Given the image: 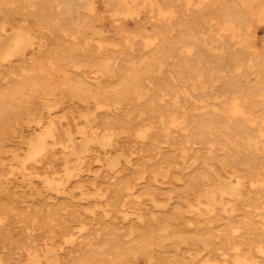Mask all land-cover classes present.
Returning a JSON list of instances; mask_svg holds the SVG:
<instances>
[{
	"label": "rangeland",
	"instance_id": "374dc122",
	"mask_svg": "<svg viewBox=\"0 0 264 264\" xmlns=\"http://www.w3.org/2000/svg\"><path fill=\"white\" fill-rule=\"evenodd\" d=\"M11 1L14 6L11 5ZM15 1L3 0L4 3L0 1V11L3 8V14L0 13L1 26L10 22L7 25L10 30L7 27L4 28L6 31H3V27L0 26V35L2 36L6 32L3 37L0 36V62L3 60L0 64V77H2V80L0 79V95L1 93L5 94L0 96V101L9 103L11 99L7 95L12 94V97H9L13 98V101L16 100L15 98H17L16 101H21L23 103L20 102L21 109L23 106L24 109L21 110L20 105H16L17 107L14 109L13 101L9 103L11 105L7 104L8 107L4 102H0L5 105H0L2 106L0 110L11 109L10 106L13 103L14 106L11 110L18 114L16 115L14 111H0V162L2 155L4 156L2 148L8 151H22L24 145L21 141L23 139L28 138L29 140L37 134H47L46 131L51 133L52 130H55L57 123L60 124V126L57 124L58 130L56 129L59 134L55 130L58 137H61L62 129H69L71 132L73 131L72 135L76 137L80 146L77 144V148L73 147V143L64 140L65 143L62 142L64 146L61 143L60 146L56 145V149L55 146L51 147L52 149L47 153L48 156L45 154L42 161H39L41 166L39 162L36 164L35 170H37L33 169L31 176H24L17 171L14 173L15 175L13 173L4 174L6 177L2 174L3 178H0V234L2 233L0 235V264H3L2 262L8 264L7 257L11 254L10 257L13 258H8L12 261L10 264H32V262L33 264H264V153L249 152L244 138L233 133L230 134L231 131L224 128L227 127L225 120L228 117L225 115L228 111L223 112V109L230 106L233 100H237L240 104L248 103L250 100H246L245 96L250 89L255 92L252 96L249 95L251 97L250 104L256 102L258 106L263 105L261 107H264V0H127L128 3L126 0H27L28 4H25V0L14 3ZM29 4L30 11L26 8ZM6 5L10 10L6 8ZM12 6L15 10L12 9ZM42 9L45 12H42ZM246 9L249 11L247 12ZM38 10H41V13ZM23 11L30 13L27 14ZM227 11H230L231 14ZM245 11L247 13L243 14ZM232 12L234 15L240 12L243 16L248 17L242 24L234 21L233 16H227L233 21L226 19L225 15L227 13L233 15ZM6 14L7 17H5ZM222 14L225 18L221 16ZM21 18L24 21H21ZM43 18H45L44 21ZM19 19L20 22L17 23ZM225 20L229 22L226 23ZM231 21L233 23H230ZM11 22L14 23V26ZM35 22L40 24L39 28H36ZM19 27L22 31L18 30ZM30 27L34 31L30 30ZM35 32L36 34H33ZM27 33L29 34L27 35ZM30 43L31 45H29ZM30 46H32L31 49ZM38 49H42V51L39 52ZM29 50L31 52H28ZM36 52L39 53L37 54L39 56L34 54ZM25 54H27V61ZM28 55L33 56L29 57ZM8 56L14 59L7 58L9 60L7 61L6 57ZM34 57L36 59H32ZM16 58L17 60H15ZM4 60L7 62L4 63ZM40 60L44 62L41 63ZM18 61L20 65H18ZM22 62L26 63L24 68V63L21 65ZM29 66L36 69L33 75L32 69H30L31 75L30 71L27 72ZM19 67L24 70L27 68V70H23L25 75ZM8 68L11 71L12 68L15 69L17 73L13 70L14 72L11 74ZM1 69L7 78L2 76ZM13 74L15 75L13 76ZM17 74L24 76L20 77ZM35 75L39 78L37 81L39 88H35L37 87L35 86L33 89L31 86V90L29 86H26L27 89L23 88V93H19L23 94L21 98L20 96L13 97L17 94L7 93L11 92L14 83H16L15 80L18 83H23V80L30 76L36 77ZM134 75H141L142 78L129 84ZM24 77L26 78L24 79ZM41 77L42 80H40ZM2 81L6 83L3 85ZM39 81L40 83L47 81L41 84L44 85L43 87L47 86L43 92H51V88L54 92H44L46 94L43 93L42 97V91H37V89L41 90ZM10 83L12 88L9 86ZM1 85L6 89H2ZM128 89L132 91L129 94L130 98L122 99L121 94ZM34 90L38 94H34ZM100 93L104 97H110L108 98L110 104L117 106L119 104L120 107L114 109V112H108L107 115L97 108L94 110L95 105L98 104L95 96ZM40 94L41 96H39ZM37 95L42 99L40 100ZM4 96L7 99L4 100ZM249 96L246 97L249 98ZM256 103L252 104V109L253 107L258 108L259 111L253 110L254 113L257 111L260 114L264 108L260 107L261 109H259L255 105ZM41 104H45L44 107L48 104L54 107L50 106L51 109L48 105V109L43 107V111L40 107ZM55 105L58 107L55 108ZM145 105L152 111L151 115L148 114L149 110L144 108ZM163 105H186L193 111L194 117L197 114L195 118L200 121L197 123L196 120L197 124L195 123V126L192 124V127L190 123V126L187 127L188 131L183 129L187 131L186 134L179 127H171L173 129L171 135L164 136L165 140L163 141L164 138L161 137L163 135L160 133L162 130L160 128L163 126L161 127L159 123H161V113L164 111L160 109L171 108V106L164 108ZM131 106L134 108L135 111L131 109L134 112L130 110ZM138 106L143 107L142 110ZM221 106L222 110L219 109ZM193 107L194 109L198 107V112ZM25 108L26 111L34 109L36 112L39 110L37 111L39 115L37 112L36 114L32 112V115L29 112L27 115L25 112L26 116L23 112ZM29 108L31 109L29 110ZM92 109L93 114L96 112L97 115H87L90 113L89 111L92 112ZM145 109L147 113L143 114ZM153 109H157L156 112L160 111L155 117L157 121L154 117L151 118L152 114H156ZM50 110L52 112L48 114L47 111ZM59 110L64 114H60ZM67 111L72 114L70 116L74 117V120L70 119ZM86 111L88 112L86 113ZM1 112L11 113L10 115L6 113L7 115H4L6 117H3ZM78 112H82L81 114L84 116ZM51 113L56 115H51ZM98 113L100 116L105 115L104 117L108 121L105 118L106 121H102L103 115L100 117ZM133 113L138 114L135 115L137 119L134 118L135 121L137 120L136 122L132 118V116L134 117ZM11 114H14L13 117H10ZM45 114L50 115L46 117L49 120L51 118V125L49 124L51 122L45 118ZM108 114L111 119L113 116L118 118V121L114 117L110 121ZM19 116H21V120L16 121ZM28 116H30L28 118L30 121L27 120ZM140 116H142L141 119ZM37 117L38 119H36ZM144 117L150 118L149 121L152 119L153 123L149 124L148 121L144 123L146 120ZM2 118L3 120L7 118L10 121L9 124L7 119L3 121ZM66 118H68L67 121H65ZM131 118L132 121H130ZM32 119L37 124H32L34 123ZM39 119L41 122H38ZM45 119L47 125L43 123L46 122ZM19 121L21 124H17ZM114 121L117 122L114 123ZM119 121L123 124L128 123V127L131 126L130 129L127 124L122 125ZM104 122L105 126L102 125ZM132 122H135L134 125L137 123L136 130L140 131L134 130L136 127H132ZM138 122L144 123L145 125L140 123L143 126H148L147 129L139 125ZM146 122L149 125H146ZM200 122H207L208 125H206H211L209 127L212 129L205 128L204 123ZM219 122L225 126L223 124L221 126ZM192 123L194 122L192 121ZM199 123L202 124V127L205 126L203 128L207 130V135L206 130L205 134L201 132L203 128ZM38 124L39 126H37ZM97 124L100 129H97ZM48 125L53 127L51 131ZM111 125H114L113 128ZM157 125L160 127L156 128ZM196 125L202 129L196 128ZM44 126L46 131L45 128H41ZM92 127L96 129L94 130ZM124 127L128 128L127 132L129 130L130 134L125 132ZM139 127L143 129H139ZM150 127H154V129L152 130ZM220 127L223 128H221L222 131L228 130L230 139H228L226 131L223 132L226 135H223ZM132 128H134V132L131 131ZM174 128H176V132ZM191 128L192 130L196 129L194 132L198 131L201 136L198 132V134H194ZM158 129L160 132L157 134ZM210 129L211 132H209ZM216 129H219L222 134H217L216 131L215 133ZM106 130L107 132L109 130L108 134L110 135L114 133L113 138L108 134L98 136L100 132L106 134ZM144 131L149 135L148 133L142 135ZM131 132L134 136H130ZM153 134H155L154 137L159 136L157 138L160 141L157 138L156 141ZM144 135H148L150 138ZM214 136L219 139L216 140ZM211 137H214L215 140ZM173 138H177L178 142L183 141L181 144L176 143L177 139ZM20 139L22 140L20 141ZM96 139L98 140L95 143ZM206 141L208 142L206 143ZM98 144L102 146L101 150L95 147ZM177 144L180 146L185 144L186 149ZM85 145L89 147L87 148ZM91 145H93L94 152ZM7 146L9 147L7 148ZM188 146L190 148H187ZM259 146H261L260 143ZM177 147L182 148H179L180 153ZM191 147L196 148L192 150L193 152L195 150L194 153L188 150ZM89 148L92 149L91 152ZM117 149L121 150L117 151ZM55 151L57 156H55ZM51 153H53L55 161L59 159L58 162L62 160L64 164L62 161L58 164L54 163L56 165L52 168L54 170L47 171L49 170L47 162L51 159ZM84 153H88L85 161ZM114 153L117 154L114 155ZM184 155L187 158H183ZM75 157L82 160L75 159ZM68 158H72L69 159L70 163H67L69 162ZM105 158L110 159L105 163ZM96 160H100V163ZM75 162L77 163L75 164ZM170 163L175 164L171 165ZM105 164L107 165L105 166ZM168 164L170 168H167ZM60 165L67 171H63ZM37 166L41 168L39 169ZM109 167L111 170L108 169ZM75 168L78 169L74 171ZM35 172H38L37 174L40 172V175H33ZM57 172L59 173L57 174ZM52 173H56L57 177L55 174L51 175ZM43 174L45 176L49 174V177L45 178ZM67 174H69V179ZM2 175L0 176L2 177ZM156 175L157 177H155ZM21 176H23V183L20 181ZM32 176L37 177L34 179ZM58 176H61V181ZM51 177L55 180L58 179L57 182L51 181ZM27 178L35 182L36 186L40 183L39 186L43 187L35 186L32 189ZM121 178L123 180L125 178L126 180L123 182L127 181L131 185L126 182L127 186L125 184L123 188ZM43 180L45 183L41 182ZM59 181L61 188L58 184ZM46 182L47 188H45ZM239 182H242L241 186ZM48 184H53L57 190L53 189V185ZM62 186H66V190ZM63 192L67 195H63ZM115 196L117 197L114 198ZM132 196L133 198H131ZM107 197H113L109 203H106L109 201ZM113 199L117 202L113 201L111 204ZM7 236L10 237L7 238ZM2 238L3 241H1ZM4 241L9 244L4 246ZM16 242L17 244H14ZM31 242L33 246H31ZM9 245L10 247H8ZM12 245L15 248L13 249L15 253L10 249ZM5 247L9 250L7 251ZM24 247L30 251L26 248L24 250ZM29 247H34L35 253L40 257H37L38 255L34 252L32 253ZM20 249L24 250L25 254ZM26 253L30 259L29 256L26 257ZM4 254L9 255L5 256ZM22 254L25 256L22 257ZM14 259L19 263H16Z\"/></svg>",
	"mask_w": 264,
	"mask_h": 264
},
{
	"label": "bare ground",
	"instance_id": "6f19581e",
	"mask_svg": "<svg viewBox=\"0 0 264 264\" xmlns=\"http://www.w3.org/2000/svg\"><path fill=\"white\" fill-rule=\"evenodd\" d=\"M0 1L3 2V0H0ZM14 1H15V0H14ZM17 1H20V0H16L14 3H17ZM26 1H27V0H25V4H28V2H26ZM28 1H29V0H28ZM123 1H124V0H123ZM126 1H127V0H126ZM23 2H24V1H23ZM3 3H4V2H3ZM8 3H9V2H8ZM12 3H13V2L11 1V5L14 6V4H12ZM21 3H22V2H21ZM21 3H19V4L21 5ZM125 3H126V2H125ZM127 3H128V1H127ZM129 3H130V1H129ZM22 4H24V3H22ZM0 5H1V3H0ZM11 5H9V6L11 7ZM17 5H18V4H17ZM3 6H4V5H3ZM13 6H12V9H13ZM29 6H30V4H29L27 7H26V6H25V7L28 9ZM4 7H5V6H4ZM7 7H8V5H6V8H7ZM23 7H24V6H23ZM23 7H22V8H23ZM1 8H2V7H1ZM45 8H46V7H45ZM7 9H8V8H7ZM27 9H26V11H27ZM39 9H40V7H39ZM0 10H1V9H0ZM8 10H10V9H8ZM13 10H15V9H13ZM21 10H22V9H21ZM24 10H25V8H24ZM28 10L30 11V9H28ZM31 10H32V9H31ZM46 10H48V9L46 8ZM4 11H5V8H4ZM38 11H39V10H38ZM40 11H41V10H40ZM40 11H39V12H40ZM43 11L45 12L44 9H42V12H43ZM246 11L248 12L249 10L246 9ZM246 11H245L244 13H243V12H242V13L245 14V13H247ZM1 12H2V14H3V8H2V11H0V13H1ZM6 12H8V11H6ZM11 12H13V11H11ZM17 12L19 13V11H17ZM17 12H15V13L17 14ZM21 12H22V11H21ZM23 12H24V11H23ZM31 12H32V11H31ZM39 12H38V13H39ZM48 12H50V11L48 10ZM160 12H161V11H160ZM160 12H159V14H160ZM223 12L226 13V11H223ZM227 12H228V11H227ZM229 12H230V11H229ZM229 12H228V13H229ZM24 13L29 14L30 12H24ZM40 13H41V12H40ZM40 13H39V14H40ZM212 13H213V12H212ZM224 13H223V14H224ZM228 13H227V15L224 14V15L226 16V19H227V18H228V20L230 19V18L227 17V16H233V17H232L233 20L236 21V22H239V23H241V24L244 23V22L246 21L247 17H248V16H245V15H244V16H245V17H244L243 14H240V12H239L240 15H239V14H236V13H235L236 15H234L233 12H232L233 15H230L231 12H230V14H228ZM237 13H238V12H237ZM34 14L36 15V13H34ZM47 14H48V13H47ZM49 14H50V13H49ZM162 14H163V13H162ZM164 14H166V13H164ZM223 14H222L221 16H223ZM4 15H5V14H4ZM9 15H10V13H9ZM18 15H20V13H19ZM24 15H25V14H24ZM24 15H23V16H24ZM40 15H41V14H40ZM42 15H43V13H42ZM166 15H167V14H166ZM166 15H165V16H166ZM15 16H16V15H15ZM26 16H27V15H26ZM30 16H31V15H30ZM43 16H44V15H43ZM50 16H51V15H50ZM50 16H49V17H50ZM5 17H7V14H6ZM5 17H4V18H5ZM9 17L11 18V15H10ZM9 17H8V18H9ZM31 17H33V16H31ZM63 17H64V16H63ZM223 17H224V16H223ZM4 18H3V19H4ZM8 18H7V19H8ZM10 18H9V19H10ZM33 18H34V17H33ZM40 18H41V17H40ZM40 18H39V19H40ZM46 18H47V17H46ZM64 18H65V17H64ZM224 18H225V17H224ZM232 18H231L230 20H232ZM3 19H2V20H3ZM5 19H6V18H5ZM30 19H31V18H30ZM36 19H37V18H36ZM44 19H45V18H43V21H44ZM10 20H11V19H10ZM17 20H18V19H17ZM65 20H67V19H65ZM233 20H232V21H233ZM13 21H14V20H13ZM21 21H24V20H22V18H21ZM25 21H26V20H25ZM37 21H39V20H37ZM43 21H42V22H43ZM71 21H72V20H71ZM225 21H226V23L229 22V21H227V20H225ZM232 21H231L230 23H233ZM3 22H4V21H3ZM18 22H20V19H19V21H17V23H18ZM1 23H2V22H1ZM1 23H0V26H1ZM9 23H10V22H9ZM9 23H7V25H8ZM25 23H26V22H25ZM31 23H33V22L31 21ZM35 23H36V22H35ZM40 23H41V22H40ZM4 24H6V23L4 22ZM11 24H12V26H14V25H13V24H14L13 22H11ZM36 24H37V23H36ZM36 24H35L36 28H37V27L39 28V25H40V24H39V23H38L37 25H36ZM41 24H42V23H41ZM7 25H5V26L2 25L1 27H3V29H4V28L6 29L7 27H9V26H7ZM23 25H24V24H23ZM28 25H29V24H28ZM19 26H20V25H19ZM29 26H30V25H29ZM35 26H34V29H35ZM51 26H52V25H51ZM31 27H32V26H31ZM31 27H30V30H32ZM40 27L42 28V26H40ZM43 27H44V26H43ZM57 27H58V26H57ZM57 27H56V28H57ZM232 27H233V26H232ZM11 28H12V27H11ZM3 29H2V30H3ZM5 29H4L3 31H6ZM34 29H33L32 31H34ZM218 29H219V28H218ZM234 29H235V27H234ZM9 30H10V27H9ZM16 30H17V28H16ZM18 30H20V27L18 28ZM57 30H58V29H57ZM225 30H226V29H225ZM0 31H1V29H0ZM12 31H13V30H12ZM20 31H22V30H20ZM20 31H19V32H20ZM17 32H18V31H17ZM30 32H31V31H30ZM1 33H2V32H1ZM4 33H6V32H4ZM4 33L2 34V36H1V35H0V36L3 37V36H4ZM14 33H15V31H14ZM21 33H24V32H21ZM31 33H32V32H31ZM31 33H30V35H31ZM11 34H13V33H11ZM28 34H29V33H27V35H28ZM33 34H36V32L33 33ZM33 34H32V36H35V35H33ZM20 35H21V34H20ZM25 36H26V35H25ZM27 38H28V37H27ZM35 38H36V37H35ZM0 39H1V38H0ZM28 40H29V39H28ZM40 41H41V40H40ZM28 42H29V41H28ZM34 42H35V41H34ZM32 44H33V43H32ZM34 44H35V43H34ZM34 44H33V45H34ZM13 45H14V44H13ZM29 45H31V43H30ZM41 45H42V44H41ZM41 45H40V46H41ZM9 47H10V46H9ZM33 47H34V46H33ZM22 48H24V47H22ZM31 48H32V46H30V49H31ZM40 48H41V47H40ZM40 48H39V49H40ZM42 48H43V47H42ZM248 48H249V47H248ZM250 48H251V47H250ZM34 49H35V48H34ZM34 49H32V50H34ZM39 49H38L39 52L42 51V49H41V50H39ZM43 49H44V48H43ZM26 52H27V50H26ZM28 52H31V50H29ZM34 52H35V51H34ZM22 53H23V51L21 52V54H22ZM42 53H43V52H42ZM48 53H49V52H48ZM21 54H20V55H21ZM29 54H31V53H29ZM34 54L37 55V54H39V53L36 52V53H34ZM34 54H33V55H34ZM45 54H46V53H45ZM26 55H27V54H25L24 56H25V58H26L25 60L27 61L28 58L26 57ZM33 55H30V56H33ZM43 55H44V54H43ZM49 55H50V53H49ZM24 56H23V58H24ZM28 56H29V55H28ZM30 56H29V57H30ZM37 56H39V55H37ZM17 57H18V56H17ZM35 57H36V56H35ZM35 57L32 58V59H36V58H37V57H36V58H35ZM7 58L11 59L12 57L10 58V57L8 56V57H6V60H7ZM23 58H22V59H23ZM12 59H14V58H12ZM19 59H21L20 56H19ZM38 59H39V58H38ZM41 59H42V56H41ZM43 59H44V56H43ZM48 59H49V58H48ZM0 60H1V59H0ZM15 60H17V58H16ZM46 60H47V59H46ZM49 60H50V59H49ZM7 61H9V60H7ZM7 61L4 60V63L7 62ZM23 61H24V59H23ZM36 61H37V60H36ZM38 61H39V60H38ZM1 62H3V60H2ZM1 62H0V64H1ZM18 62H19V61H18ZM29 62H30V61H29ZM32 62H33V61H32ZM40 62H41V60H40ZM43 62H44V61H43ZM43 62H41V63H43ZM14 63H15V61H14ZM23 63H24V62H22L21 65H22ZM6 64H7V63H6ZM6 64H5V65H6ZM16 64H17V63H16ZM25 64H26V63H24L23 68L25 67ZM29 64H30V63H29ZM31 64H32V63H31ZM33 64H34V62H33ZM3 65H4V64H3ZM7 65H8V64H7ZM18 65H20V62H19ZM35 65H36V64H35ZM9 66L12 67L13 65H12V66L9 65ZM32 66H33V65H32ZM39 66H40V65H39ZM0 67H1V66H0ZM5 67L7 68L8 66H5ZM21 67H22V66H21ZM41 67H42V66H41ZM2 68H3V67H2ZM16 68H17V66H16ZM19 68H20V67H19ZM19 68H18V70L22 69V68H20V69H19ZM3 69H4V68H3ZM3 69H1V72H2ZM28 69H29V70H28L27 72L30 71L29 73H30V75H31V72H32V71H31L30 69H32V68L29 66ZM37 69H38V68H37ZM39 69H40V67H39ZM39 69H38V70H39ZM8 70L11 71L10 68H8ZM13 70L16 71L15 69L12 68V71H11V72L9 71V72L12 74V73L14 72ZM23 70H24V69H22V70H20V71L22 72ZM25 70H27V68H26ZM25 70H24V71H25ZM32 70H33V72H32V75H33V73L36 72V71H34V70H36V69H34V67H33ZM24 71L22 72L23 74H24ZM39 72H40V71H39ZM5 73H6V72H5ZM15 73H17V71H16ZM2 74H3V72H2ZM6 74H7V73H6ZM35 74H36V73H35ZM41 74H42V73H41ZM41 74H40V75H41ZM69 74H70V73H69ZM7 75H8V74H7ZM14 75H15V74H13V76H14ZM17 75H19V74H17ZM24 75H25V74H24ZM24 75H21V74H20L19 76L22 77V76H24ZM27 75H28V74H27ZM38 75H39V74H38ZM113 75H114V74H113ZM0 76H1V73H0ZM2 76H6V75L3 74ZM35 76H36L37 78H36V77H31V76H30V77H28L26 80H23L22 78L19 77L20 79H22V80L24 81L23 83H18L17 80H15L16 83H14V81H12V82L14 83V87L12 88V86H11V85H12V84H11L12 82H11L10 85H9V86H11V88H12V89H11V92H7V93H13L14 95L17 94L18 96L15 95V96H13V97L15 98V97H19V96H20V98H21L23 94L21 95V94H19V93H23V88H24V89H27L26 86H29L30 88H31V86H33L32 88L34 89V87L38 85L37 81L39 80V78H38L37 75H35ZM41 76H43V75H41ZM61 76H62V75H61ZM63 76L65 77V74H64ZM114 76L117 77V75H114ZM8 77H9V76H8ZM16 77H17V76H16ZM39 77H40V76H39ZM116 77H115V78H116ZM1 78H2V77H0V79H1ZM6 78H7V76H6ZM6 78H4V79H6ZM10 78H12V77L10 76ZM17 78H18V77H17ZM19 78H18V79H19ZM25 78H26V77H24V79H25ZM33 78H34V79H33ZM43 78H44V77H43ZM132 78H133V79H132V81H131L129 84H132V82L134 83L135 80H140V79L142 78V76H141V75H134ZM12 79H13V78H12ZM35 79H37V80L34 81ZM1 80H2V79H1ZM1 80H0V81H1ZM13 80H14V79H13ZM22 80H21V81H22ZM40 80H42V77L40 78ZM43 80H44V79H43ZM3 81H4V80H3ZM3 81H2L3 85H4V83L8 82L7 80H6V82H3ZM9 81H10V80H9ZM44 82H47V81H44ZM44 82L42 81V82L40 83V81H39V83H40L39 85H41V84L44 83ZM55 82H56V81H55ZM61 82H62V79H61ZM2 83H1V84H2ZM8 83H9V82H8ZM48 83H49V82H48ZM232 83H234V82L232 81ZM49 84H51V83H49ZM125 84H127V83H125ZM3 85H1V86H2V89H6V87L3 88V87H4ZM6 85H7V84H6ZM231 85H232V84H231ZM43 86H44V85H41V86H40V87H41V88H40L41 90H38V89H37V91H40V92L42 91V97H43L44 94H46V93H51V92L53 91V88L50 87V88L52 89V91L49 90V89L47 88V89H48L49 91H51V92H46V91H44V92H46V93H44L43 90H46V87H47V86H46V85H45L46 87H43ZM49 86H51V85H49ZM49 86H48V87H49ZM63 86H66V84H65V85L63 84ZM7 87H8V86H7ZM42 87H43V88H42ZM32 88H31V90H32ZM35 88H39V86H37V87H35ZM250 88H251V87H250ZM250 88H249V89H250ZM91 89H92V88H91ZM249 89H247V90H249ZM8 90H9V88H8ZM48 90H47V91H48ZM80 90H81V89H80ZM87 90H88V89H87ZM4 91H5V90H4ZM4 91H3V92H4ZM34 91H35L34 94L37 93L36 90H34ZM40 92H39V93H40ZM53 92H54V91H53ZM53 92H52V93H53ZM73 92H75V91H73ZM89 92H90V90H89ZM98 92H99V91H98ZM131 92H132V91H131L130 89L125 90V92H123V93L121 94V98H122V99H129V98H130V97H129V94H130ZM246 92H247V91H246ZM252 92H254V90H253V89H250V90L248 91V94H247L246 96H249V95L252 96V94H255V92H254V93H252ZM27 93H28V92H27ZM43 93H44V94H43ZM37 94H38V93H37ZM110 94H111V93H110ZM1 95L3 96V95H5V94H2V93H1ZM1 95H0V96H1ZM6 95H7V94H6ZM94 95H95V93H94ZM94 95H93V96H94ZM7 96H8L9 99H11L10 102H9V103H11V101H13V98H10L9 96L12 97V94L7 95ZM37 96H38V95H37ZM39 96H41V94H40ZM39 96H38V98L41 100L42 98L39 97ZM48 96H49V95H48ZM246 96H245V98H247L246 100H250V101H251V99H250L251 97L249 96V98H248V97H246ZM254 96H255V95H254ZM254 96H253V97H254ZM95 97H96V100L98 101V104L95 105L94 110L97 108V110H100L101 112L106 113V115H107L108 112H112V111L114 112V109H117L118 106H119V104H118V106H117L116 104H112V103L110 104V103L108 102V100H109L108 98H110V97H104L103 95H101V93H100V94H97ZM139 97H140V96H139ZM0 98H1V97H0ZM47 98H48V97H47ZM49 98H50V97H49ZM3 99L5 100V99H7V98H5V96H4ZM3 99H1V100H3ZM15 99L17 100V98H15ZM43 99H44V98H43ZM141 99H142V98H141ZM254 99H255V97H254ZM16 100L13 101V103H15V106H14L13 103H12V106H10L11 109H13V106L15 107L14 109H16V107H17L16 105H18V106L20 105V102H21V101H16ZM20 100H22V99H20ZM47 100H48V99H47ZM50 100H51V98H50ZM244 100H245V99H244ZM246 100H245V101H246ZM252 100H253V98H252ZM6 101H8V100H6ZM45 101H46V99H45ZM250 101H249V102L247 101L248 103L245 102L246 104H240L237 100H236V101L233 100V103H231L230 106L227 104V105L229 106V107L227 106V107H228V110L226 109L227 107L225 106V107H226V108H225L226 110L223 109V112H224V111H228V112L226 113V115H225V116H227L228 118L225 120L226 123L222 121L223 123L226 124L227 127H224L225 124H223V123H222V124L224 125V126H223L224 128H227L228 130L231 131V132H229L230 134L233 133L234 135H239V136H241L242 138H244V139L246 140V143H247V147H246V148L249 150V152H257V153L262 152V153H264V111H262V113L258 114V113H259V112H257V111H259V110H257L258 108L256 109V107H255V108L253 107V109L257 110V111L255 112V113H256V114H255V113H254V110L252 109V104H254V103H256V102H254V103L252 102V104H250ZM254 101H255V100H254ZM0 102H2V101H0ZM3 102H4V101H3ZM3 102H2V103H3ZM16 102H17V103H16ZM18 102H19V104H18ZM23 102H24V101H23ZM9 103H8V102H7V103L4 102V104H6V106H7V104H9ZM21 104H23V103L21 102ZM25 104H26V103H25ZM0 105H2V104H0ZM9 105H11V104H9ZM41 105H42V106H40V107H42V109H43V107L45 106V104H41ZM43 105H44V106H43ZM48 105H49V108L54 107V106H51V104H48ZM48 105H46V107H47ZM255 105H256L257 107H259V109L264 108V107H261V106H263V105L258 106V103H256ZM2 106H5V105H2ZM2 106H0V107L2 108ZM28 106H29V105H28ZM33 106H35V105H33ZM33 106H32V107H33ZM50 106H51V107H50ZM152 106H155V105H152ZM152 106H150V107H152ZM163 106H164V105H163ZM163 106H161V107H163ZM165 106L167 107V106H169V105H165ZM165 106H164V108H165ZM170 106H171V108H170V109L168 108L167 110H162V109H160L161 111H164L163 113H161V123H159V125H160L161 127H162V126H163V127L160 128V129H162L161 132H160V129H158L159 131H156V133H157V134H158V132L162 133L163 136H161V137H163V138H164V136H165V137H168V136L171 135V130H173L171 127H179V128L182 129V130H183V129H186V130L188 131L187 127L190 126L189 124L191 123V127H192L193 125L195 126V123H196V120H197L195 117L197 116L196 112H198V109H197L198 107L196 108L197 111H196V112L194 111V113L196 114V116L194 117L193 111L190 110L186 105H185L186 107H185L184 105H174V106H173V105H170ZM170 106H169V107H170ZM189 106H191V105H189ZM223 106H224V105H223ZM7 107H8V106H7ZM30 107H31V106H30ZM35 107H36V106H35ZM40 107H39V109H40ZM46 107H44V108H46ZM56 107H58V106L55 105V108H56ZM119 107H120V106H119ZM122 107H123V106H122ZM138 107H140V106H138ZM138 107H135V108H138ZM148 107H149V106H148ZM155 107H156V106H155ZM155 107H152V108H155ZM158 107H159V106H158ZM204 107H205V106H204ZM260 107H261V108H260ZM1 108H0V109H1ZM3 108H4V107H3ZM19 108L21 109V105H20ZM55 108H54V109H55ZM141 108H143V107H140V110H142ZM144 108H146V105L144 106ZM152 108H150V109L152 110ZM164 108H163V109H164ZM190 108H191V107H190ZM211 108H212V107H211ZM213 108H214V107H213ZM4 109H5V110H4ZM4 109H3V110H0V111H14V110H11V109H8V110H6V108H4ZM20 109H19V110H20ZM23 109H24V106H23V108H22L21 110H23ZM27 109H28V107H27ZM30 109H31V108H29V110H30ZM35 109H36V108H35ZM46 109H48V107H47ZM51 109H52V108H51ZM89 109H91V108H89ZM131 109L134 110V108H132V106H131L130 110H131ZM146 109H148V108H146ZM146 109L144 110L145 113L142 112L143 114H146V113H147ZM158 109H159V108H158ZM193 109H194V107H193ZM196 109H194V110H196ZM219 109L222 110V106H221ZM21 110H20V111H21ZM40 110H41V109H40ZM55 110H56V109H55ZM55 110H54V111H55ZM127 110H128V109H127ZM130 110H129V111H130ZM133 110H131V111H133ZM148 110H149V109H148ZM153 110H154V109H153ZM263 110H264V109H263ZM37 111H39V110H37ZM37 111H36V112H37ZM41 111H42V110H41ZM43 111H44V109H43ZM69 111H72V110H69ZM69 111H67L68 114H69ZM125 111H126V110H125ZM125 111H123V112L125 113ZM134 111H135V110H134ZM134 111H133V112H134ZM149 111H150V110H149ZM149 111H148V114H150V113L152 112V111H150V112H149ZM156 111H157V109H155V110L153 111V112H155L156 114H152L151 118L154 117V119H155V117H156V115L158 114V112L160 113V111H158V112H156ZM14 112H15V111H14ZM14 112H13V113H14ZM18 112H19V111H18ZM23 112H24V113L27 112V115H29V114H28L29 112L31 113V115L33 114L32 112H34V113L36 114V112L34 111V109L31 110V111H26V108H25V111H23ZM47 112H48V114H49V113L52 112V111L50 110V111H47ZM55 112H56V111H55ZM59 112H60V110H59ZM59 112H57V113H59ZM87 112H88V111H86V113H87ZM89 112H90V113H88L87 115L90 114V116H91V114H93L94 111H93V109H92V112H91V111H89ZM137 112H138V109H137ZM1 113H2V116H3V117H6V116H4V115H7L6 113H9L8 115H10L11 112H5V114H4L3 112H1ZM15 113H16V112H15ZM24 113H23V114H24ZM39 113H40V112H39ZM42 113H43V112H42ZM45 113H46V111H45ZM72 113H73V112H72ZM81 113H82V112H81ZM81 113L78 112V114H81ZM95 113H96V112H95ZM95 113L93 114V116H94V115H97V114H95ZM115 113H116V112H115ZM126 113H127V111H126ZM142 113H141V114H142ZM19 114H20V113H19ZM37 114H38V112H37ZM48 114H45V118H47V120H49L48 117L50 116V115H48ZM54 114H55V113H54ZM54 114L51 113V115H54ZM60 114H64V113H62V111H61ZM70 114H71V113H70ZM70 114H69V116H70ZM84 114H85V113H84ZM101 114H102V113H101ZM128 114H129V113H128ZM133 114H134V113H133ZM220 114H221V111H220ZM11 115H12V116H10V117H13L14 114H11ZM16 115H18V114L16 113ZM16 115H15V116H16ZM24 115H26V113H25ZM27 115H26V116H27ZM38 115H39V114H38ZM55 115H56V114H55ZM57 115H58V114H57ZM71 115H72V114H71ZM81 115H83V114H81ZM81 115H80V116H81ZM87 115H86V116H87ZM102 115H103V114H102ZM102 115H101V116H102ZM108 115H109V114H108ZM121 115H122V114H121ZM125 115H126V114H125ZM135 115H138V114L136 113V114H134V117L132 116V118H133L134 121H135L134 118L137 119V117H135ZM150 115H151V114H150ZM154 115H155V116H154ZM22 116H23V115H22ZM46 116H48V117H46ZM60 116H62V115H60ZM60 116H59V117H60ZM65 116L67 117L68 115H65ZM83 116H84V115H83ZM90 116H88V117H90ZM93 116H92V117H93ZM98 116H100L99 113H98ZM101 116H100V117H101ZM104 116H105V115H103V117H101V118L104 119V118H105ZM126 116H127V115H126ZM144 116H145V115H144ZM158 116H159V115H158ZM16 117H17V116H16ZM24 117H25V116H24ZM29 117H30V116L27 117V120H28ZM35 117H36V116H35ZM41 117H42V116H41ZM75 117H76V116H75ZM96 117H97V116H96ZM106 117H108V116H106ZM110 117H111V116L109 115V118H110ZM113 117H114V116H113ZM113 117H112V119H113ZM130 117H131V116H130ZM149 117H150V116H149ZM159 117H160V116H159ZM20 118H21V116H19L18 119L16 118V121L21 120ZM57 118H58V117H57ZM63 118H65V117L63 116ZM81 118H82V116H81ZM84 118L86 119V117H84ZM114 118H115V120L118 121V118H117V119H116V117H114ZM119 118H120V117H119ZM122 118H123V117H122ZM132 118L130 119V121H132ZM141 118H142V116H140V119H141ZM145 118H146V120H144ZM157 118H158V117H157ZM203 118H204V117H203ZM206 118H207V117H206ZM206 118H204V119H206ZM4 119L6 120L7 118H4ZM13 119H15V117L12 118V120H13ZM36 119H38V117H37ZM42 119H43V118H42ZM59 119H60V118H59ZM70 119H73V120H74V117L71 118V116H70ZM82 119H83V118H82ZM90 119H91V118H90ZM103 119H102V121H106V120H107L106 118H105L106 120H105V119L103 120ZM110 119H111V118H110ZM112 119H111L110 121H112ZM144 119H143V120H144V123H145V121H148L149 124H150V122L153 123V122H152V119H151V121H149L150 118L147 119V117H144ZM207 119H209V118H207ZM2 120H3V118H2ZM5 120H3V121H5ZM23 120H24V119H23ZM32 120H33V119H32ZM40 120H41V119H39L38 122H39ZM45 120H46V119H45ZM47 120H46V122H43V123H46V125H47ZM50 120H51V118H50ZM50 120H49V121H50ZM52 120H53V119H52ZM67 120H68V118L65 119V121H67ZM120 120H124V119H120ZM155 120H156V119H155ZM3 121H2V122H3ZM7 121H8V124H9L10 121H9L8 119H7ZM7 121H6V122H7ZM13 121H14V120H13ZM28 121H30V120H28ZM33 121H34V123H32V124H37V123H35V120H33ZM33 121H32V122H33ZM58 121H59V120H58ZM63 121H64V119H63ZM86 121H87V120H86ZM91 121H92V120H91ZM95 121H96V120H95ZM97 121H98V120H97ZM107 121H108V120H107ZM117 121H114V123L117 122ZM124 121H127V120L125 119ZM136 121H137V120H136ZM136 121H135V122H136ZM141 121H142V120H141ZM153 121H154V120H153ZM156 121H157V120H156ZM159 121H160V120H159ZM192 121H193L194 123H192ZM198 121H200V120H197V123H198ZM201 121H202V120H201ZM203 121H204V120H203ZM205 121H207V120H205ZM210 121H211V120H210ZM40 122H41V121H40ZM50 122H51V121H50ZM60 122H61V121H60ZM100 122H101V121H100ZM119 122H120V121H119ZM135 122H134V123L132 122V124H133L132 127H134V126L136 127L135 129L132 128V130H131L132 132H134L133 129L136 130L137 127H138V126H136L137 123H136V125H134ZM142 122H143V121H142ZM142 122H140V123H141V124H144V123H142ZM207 122H209V121H207ZM207 122H205V123H204V122H200V123H204V125H205L206 127H205L204 125H203V127L207 128V127L211 126V125L207 126L208 124H211L210 122L207 124ZM11 123H12V122H11ZM23 123H24V122H23ZM55 123H56V122H55ZM84 123H85V122H84ZM107 123H108V122H107ZM120 123H122V122H120ZM138 123H139V122H138ZM140 123H139V125H141ZM148 123L146 122V125H147ZM156 123H157V122H156ZM197 123H196V124H197ZM200 123H199V124H200ZM219 123L221 124V122H219ZM17 124H21V122L19 121ZM29 124H30V123H29ZM49 124L51 125L52 122L49 123ZM57 124H58V123H57ZM57 124H56V125L53 124V125H55V127H56L55 130L57 129ZM67 124H68V122H67ZM93 124H94V123H93ZM110 124H111V123H110ZM116 124H117V123H116ZM126 124H127V127H128V123H126V122H125V124L122 123V125H126ZM130 124H131V123H130ZM149 124H148V125H149ZM157 124H158V123H157ZM192 124H193V125H192ZM206 124H207V125H206ZM222 124H221V126H222ZM2 125L4 126V124H2ZM13 125H14V124H13ZM40 125H41V124H40ZM42 125H45V124H42ZM50 125H48V126H50ZM58 125L60 126V124H58ZM94 125H95V124H94ZM94 125H93V126H94ZM98 125H99V124H97L96 127H97ZM102 125L105 126V122H104V124H102ZM108 125H109V123H108ZM118 125H119V124H118ZM144 125H145V124H144ZM155 125H156V124H155ZM159 125H157L156 128H159V127H160ZM201 125H202V124H200V126H201ZM215 125H216V124H215ZM7 126H8V125H7ZM11 126H12V125H11ZM11 126H10V127H11ZM31 126H33V125H31ZM37 126H39V124H38ZM37 126H36V127H37ZM48 126H47V129L49 128ZM112 126H114V125H111V127H112ZM141 126H142L143 128H146V129H147V127H148V126H143V125H141ZM141 126H140V127H141ZM158 126H159V127H158ZM200 126H197V125H196V128H197V127H200ZM216 126H219V125H216ZM216 126H213V128H214V127L216 128ZM14 127H15V125H14ZM23 127H24V126H23ZM29 127H30V126H29ZM34 127H35V126H34ZM34 127H33V130H34ZM100 127H101V126H100ZM129 127H131V126H129ZM129 127H128V128H129ZM140 127H139V129H143V128H140ZM154 127H155V126H154ZM154 127H153V128L150 127V129L153 130ZM201 127H202V126H201ZM201 127H200V129L203 128V127H202V128H201ZM16 128H17V127H16ZM18 128H19V127H18ZM31 128H32V127H31ZM41 128H45V126H44V127H41ZM52 128H53V127H52ZM52 128H51V126H50V131H51ZM58 128H60V127H58ZM92 128H94V127H92ZM98 128H99V126L97 127V129H98ZM102 128H103V126H102ZM112 128H113V127H112ZM120 128H121V130H123L122 127H120ZM125 128H126V127H124V129H125ZM128 128H127V129H128ZM205 128H203L204 130L202 129V131H201L199 128H198V129H199L201 132H203V133L205 134V130H206ZM209 128H211V127H209ZM209 128H208V129H209ZM218 128H219V127H218ZM221 128H222V127H220V130L222 131L223 128H222V129H221ZM19 129L21 130V128H19ZM35 129H36V128H35ZM38 129H39V128H38ZM95 129H96V128H94V130H95ZM99 129H100V128H99ZM117 129H118V127H117ZM127 129H125V130H126L125 132H126L127 134H130V133H128L129 130H128V132H127ZM129 129H130V128H129ZM175 129H176V128H174V131H175ZM211 129H212V128H211ZM211 129L209 130V132L212 131ZM227 129H225L224 131H222V133L226 131V134L228 135V133H227L228 130H227ZM33 130H32V131H33ZM36 130H37V129H36ZM55 130H52L51 133H49V131H46V128H45L46 133L48 132L47 134H45V133L43 132V131H44V130H43L42 132L44 133V135H42V134H37L35 137H32V139H29V140H28V138H25V139H23V140L20 139V141L22 140L21 142H22V144L24 145V146L22 147V148L24 149V151H23V149H22L23 152H22V151H17V150H15V151H8V150H5L4 148H2V154H4V156L2 155L1 162H0V168H1V169H0V172L2 171V173H0V175H2V174L4 175V174H8V173H13V174H14V173L17 171V173L20 172V174L22 173L24 176H27V175H30V176H31V174L33 173L32 170H33V169L35 170V166H36V164H37L41 159H43L42 157H43L45 154H47V153L52 149L51 147L54 148V146H55V149H56V145L59 144V146H60V144H61L62 142H64V140L73 143V147L75 146V147L77 148V146L79 145V144H78L79 142H77L76 137H74V136L72 135V132H73V131L71 132L69 129H62V131H61V137L59 138L58 135H57V134H59L58 131H57L58 129L56 130V131H57V134H56V131H55ZM76 130H77V129H76ZM111 130H112V129H111ZM114 130H115V127H114V129H113V132H114ZM121 130H120V131H121ZM152 130H150V131L152 132ZM182 130H181V131H182ZM194 130L196 131V129H194ZM194 130H192V128H191V131H192V132H194ZM220 130H219V129H216V130H214V132L216 131L217 134H222ZM6 131H7V130H6ZM18 131H19V130H18ZM38 131H39V130H38ZM77 131H78V130H77ZM92 131H93V130H92ZM100 131H102V130H100ZM100 131H99V132H100ZM103 131H104V130H103ZM136 131L138 132V131H140V130H136ZM136 131H135V133H136ZM142 131H143V130H142ZM142 131H141V132H142ZM145 131H146V130H145ZM145 131H144V133H142V135L145 134V133H148V132H145ZM187 131H184V130H183V133L186 134ZM7 132H9V130H8ZM12 132H13V131H12ZM15 132H16V131H15ZM79 132H80V131H79ZM82 132H84V131H82ZM96 132H97V131H96ZM108 132H109V130H108ZM108 132H107V130H106V134H105V132H100V135L98 134V136H101V134H103V135L105 136V135L108 134ZM123 132H124V131H123ZM132 132H131V135H130V136L133 135ZM141 132H139V133H141ZM175 132H176V131H175ZM197 132H198V131H197ZM197 132H194V134H195V133H196V134L199 133V132H198V133H197ZM216 132H215V133H216ZM219 132H220V133H219ZM3 133H4V131H3ZM18 133H19V132H18ZM40 133H41V132H40ZM110 133H111V132H110ZM126 133H125V134H126ZM152 133H153V132H152ZM156 133H155V134H156ZM177 133H178V132H177ZM190 133H191V132H190ZM5 134H7V133H5ZM9 134H10V133H9ZM9 134H7V135H9ZM21 134H22V133H21ZM31 134H33V133H31ZM34 134H35V133H34ZM75 134H76V133H75ZM86 134H87V132H86ZM93 134H94V133H93ZM113 134H114V133H112V135H113ZM119 134H120V133H119ZM121 134H122V133H121ZM121 134H120V135H121ZM155 134H153V137H154ZM178 134H179V133H178ZM178 134H177V135H178ZM191 134H193V133H191ZM199 134H200V133H199ZM226 134L223 133L224 136H225ZM17 135H19V134H17ZM23 135H24V134H23ZM79 135H80V134H79ZM79 135H78V136H79ZM88 135H89V134H88ZM88 135H87V136H88ZM94 135H95V134H94ZM94 135H93V136H94ZM103 135H102V136H103ZM112 135L108 134V136H111V137H112ZM148 135H149V133H148ZM148 135H147V136L144 135V136H146L147 138H150V136L148 137ZM172 135H174V134H172ZM177 135H176V136H177ZM206 135H207V130H206ZM234 135H233V136H234ZM3 136H5V135H3ZM13 136H14V135H13ZM21 136H22V135H21ZM75 136H76V135H75ZM78 136H77V137H78ZM116 136H118V135H116ZM128 136H129V135H128ZM133 136H134V135H133ZM176 136H174V137H176ZM200 136H201V134H200ZM202 136H204V135H202ZM209 136H212V135H209ZM220 136H221V135H219V138H221ZM233 136H232V137H233ZM6 137H7V136H6ZM11 137H12V136H11ZM25 137H27V136L25 135ZM29 137H31V136H29ZM63 137H65V138H63ZM94 137H95V136H94ZM135 137H136V135H135ZM139 137H140V136H139ZM139 137H138V138H139ZM141 137L144 138L143 136H141ZM151 137H152V136H151ZM153 137H152V138H153ZM157 137H159V136H157ZM157 137H154V138L156 139ZM172 137H173V136H172ZM214 137H215V136H214ZM214 137H213V138L211 137V139H214ZM227 137H228V139H230L229 135H228ZM236 137H237V136H236ZM80 138H81V137H80ZM80 138H79V139H80ZM89 138H90V137H89ZM91 138H93V137H91ZM96 138H97V137H96ZM112 138H113V137H112ZM142 138H141V139H142ZM202 138H203V137H202ZM205 138H206V137H205ZM205 138H204V140H205ZM215 138H216V137H215ZM219 138L217 137L216 140H218ZM223 138L225 139V137H223ZM237 138H238V137H237ZM4 139H5V138H4ZM7 139H9V138H7ZM79 139H78V140H79ZM106 139H107V138H106ZM114 139H115V138H114ZM157 139H158V138H157ZM157 139H156V141H157ZM169 139H170V138H169ZM173 139H175V138H173ZM176 139H177V138H176ZM176 139H175V140H176ZM228 139H226V140H228ZM80 140H81V139H80ZM80 140H79V141H80ZM97 140H98V139L94 140V142L96 143ZM151 140H152V139H151ZM151 140H150V141H151ZM162 140L164 141L165 138L162 139ZM162 140H161V142H162ZM206 140H208V139L206 138ZM214 140H215V139H214ZM4 141H5V140H4ZM6 141H7V140H6ZM92 141H93V140H92ZM150 141H149V143H150ZM153 141H154V140H153ZM158 141H160V140L158 139ZM167 141H168V140H167ZM167 141H165V142H167ZM170 141H171V139H170ZM170 141H168V142H170ZM182 141H183V140H182ZM182 141H181V142H182ZM21 142H19V143H21ZM80 142H81V141H80ZM108 142H109V141H108ZM181 142H178V139H177V142H176V143H180V144H181ZM202 142H203V141H202ZM202 142H201V143H202ZM207 142H208V141H206V143H207ZM64 143H65V142H64ZM71 143H70V146H71ZM91 143H92V142H91ZM110 143H111V142H110ZM158 143H160V142H158ZM204 143H205V142H204ZM259 143L261 144L262 147L259 146ZM77 144H78V145H77ZM80 144H82V142H81ZM89 144H90V143H89ZM115 144H117V143H115ZM152 144L155 145L154 142H152ZM6 145H7V143H6ZM17 145H18V144H17ZM61 145H63V143H62ZM76 145H77V146H76ZM117 145H118V144H117ZM177 145H179V144H177ZM184 145H185V144H184ZM184 145L182 144V146H184ZM201 145H203V144H201ZM206 145H207V144H206ZM2 146H3V145H2ZM4 146H5V144H4ZM57 146H58V145H57ZM63 146H64V145H63ZM79 146H80V145H79ZM85 146L87 147V145H85ZM85 146H83V147H85ZM110 146H111V145H110ZM179 146H180V145H179ZM182 146H180V147H182ZM189 146H190V145H189ZM189 146H188L187 148H190ZM204 146H205V145H204ZM204 146H203V147H204ZM8 147H9V146H7V148H8ZM20 147H21V145H20ZM88 147H89V146H88ZM88 147H87V148H88ZM95 147H98L99 150L102 149V146L99 145V144H98V145H95ZM180 147H177V148H178V149H177L178 152H179V148H180ZM11 148H12V147H11ZM16 148H17V147H16ZM61 148H62V147H61ZM61 148H59V149H61ZM64 148H65V147H64ZM67 148H69V147H67ZM70 148H71V147H70ZM78 148H80V147H78ZM81 148H82V147H81ZM91 148L93 149V145H91ZM100 148H101V149H100ZM182 148H183V147H182ZM182 148H180V149H182ZM184 148H185V146H184ZM201 148H202V147H201ZM246 148H245V149H246ZM12 149H13V148H12ZM55 149H54V150H55ZM89 149H90V148H89ZM92 149H90L89 151L91 152ZM130 149H131V148H130ZM185 149H186V148H185ZM193 149H196V148L191 147V149H188V150H191V152H193V151H192ZM225 149H226V148H225ZM20 150H21V149H20ZM57 150H58V149H57ZM57 150H56V151H57ZM66 150H67V149H66ZM69 150H71V149H69ZM69 150H68V151H69ZM81 150H82V149H81ZM81 150H80V151H81ZM83 150H84V149H83ZM85 150L87 151V149H85ZM99 150H98V151H99ZM103 150H105V149H103ZM120 150H121V149H119V150L117 149V151H120ZM188 150H187V151H188ZM201 150H204V149H201ZM52 151H53V150H52ZM56 151H55V152H56ZM61 151H62V150H61ZM64 151H65V150H64ZM89 151H88V153H89ZM95 151H96V149H95ZM175 151H176V149H175ZM180 151H181V150H180ZM183 151H184V150H183ZM53 152H54V151H53ZM57 152H58V151H57ZM57 152H56V155H55V156H57ZM93 152H94V149H93ZM107 152H108V151H107ZM188 152H189V151H188ZM188 152H187V153H188ZM191 152H190V153H191ZM194 152H195V150H194ZM194 152H193V153H194ZM196 152H199V150H196ZM68 153H69V152H68ZM88 153H87V154L84 153V154H85V157L83 158L84 161H85L86 155H88ZM97 153H98V152H97ZM100 153H103V152L100 151ZM108 153H109V152H108ZM108 153H107V154H108ZM110 153H111V152H110ZM179 153H180V152H179ZM179 153H177V154L180 156ZM187 153H186V154H187ZM61 154H62V153H61ZM65 154H67V153H65ZM72 154H73V153H72ZM112 154H113V153H112ZM116 154H117V153H114V155H116ZM183 154H185V153L183 152ZM58 155H60V154H58ZM63 155H64V154H63ZM80 155H82V154H80ZM93 155H94V153H93ZM103 155H104V154H103ZM103 155H102V156H103ZM178 155H177V156H178ZM188 155H189V154H188ZM193 155H195V154H193ZM193 155H192V156H193ZM47 156H48V154H47ZM49 156H50V154H49ZM60 156H61V155H60ZM82 156H83V155H82ZM82 156H81V157H82ZM95 156H96V155H95ZM104 156H105V155H104ZM110 156H111V155H110ZM119 156H120V155H119ZM77 157H78V156H77ZM77 157H75V159H79V158H77ZM87 157H88V156H87ZM113 157H114V156H113ZM117 157H118V156H117ZM181 157H183V156H181ZM44 158H45V157H44ZM50 158H51V159H50ZM50 158H49L50 161H48V162L46 161L47 164H48V167H47V168L49 169V170H47V171H50V169H52L53 166H54V167L56 166V165H54V163L58 164V163H60V161H62V160H60V161L58 162L59 159H57V161H55V160H54L55 157H54L53 153H51V157H50ZM58 158H59V157H58ZM62 158H63V157H62ZM62 158H61V159H62ZM91 158H92V157H91ZM100 158L103 160L102 157H100ZM118 158H120V157H118ZM183 158H187V157L184 155ZM188 158H189V157H188ZM65 159H66V158H65ZM69 159H70V158H68V161H69ZM71 159H72V158H71ZM71 159H70V160H71ZM109 159H110V158H109ZM109 159H108V158H105V163H106V161L109 160ZM114 159L116 160V158H114ZM114 159H113V160H114ZM120 159H121V158H120ZM47 160H48V159H47ZM66 160H67V159H66ZM79 160H80V159H79ZM81 160H82V159H81ZM81 160H80V161H81ZM91 160H92V159H91ZM111 160H112V159H111ZM115 160H114V163H115ZM41 161H42V160H41ZM80 161H79V162H80ZM87 161H88V160H87ZM96 161H98V160H96ZM62 162H63V161H62ZM77 162H78V161H77ZM77 162H75V164H76ZM98 162L100 163V160H99ZM98 162H97V163H98ZM101 162H102V161H101ZM117 162H118V159H117ZM119 162H120V160H119ZM67 163H70V161L67 162ZM175 163H176V162H175ZM175 163H172V164L170 163V164L173 165V164H175ZM39 164H40V166H41V163H40V162H39ZM43 164H44V162H43ZM63 164H64V162H63ZM63 164H62V165H63ZM79 164H80V163H79ZM82 164H83V163H82ZM101 164H102V163H101ZM45 165H46V164H45ZM70 165H71V164H70ZM106 165H107V164H105V166H106ZM111 165H113V164H111ZM115 165H116V164H115ZM171 165H170V166H171ZM42 166H43V165H42ZM63 166H64V165H63ZM68 166H69V165H68ZM103 166H104V165H103ZM108 166H109V165H108ZM166 166H167V165H166ZM38 167H39V166H37V168H38ZM57 167H58V166H57ZM60 167H61V165H60ZM73 167H74V166H73ZM73 167H72V168H73ZM81 167H82V166H81ZM116 167H117V166H116ZM172 167H173V166H172ZM172 167H171V168H172ZM263 167H264V166H263ZM40 168H41V167H39V169H40ZM43 168H44V166H43ZM45 168H46V167H45ZM47 168H46V169H47ZM61 168H62V167H61ZM82 168H83V167H82ZM167 168H170V167H169V164H168V167H167ZM59 169H60V168H59ZM62 169H63V171H65L64 168H62ZM67 169H68V168H67ZM77 169H78V168H77ZM77 169L75 168L74 171H76ZM80 169H81V168H80ZM108 169L111 170L110 167H109ZM36 170H37V169H36ZM36 170H35V171H36ZM43 170H44V169H43ZM53 170H54V169H52V171H53ZM89 170H91V169H89ZM112 170H113V167H112ZM145 170H147V169H145ZM38 171H42V170H38ZM61 171H62V170H61ZM66 171H67V170H66ZM66 171H65V172H66ZM70 171H71V170H70ZM70 171H68V172H70ZM152 171H153V170H152ZM44 172H46V171L44 170ZM55 172H56V171H55ZM65 172H64V173H65ZM71 172L73 173V171H71ZM81 172H82V171H81ZM81 172H79V173H81ZM84 172H85V171H84ZM86 172H87V171H86ZM89 172H90V171H89ZM150 172H151V171H150ZM158 172H159V171H158ZM37 173H38V172H37ZM37 173L35 172V174H33V175H36ZM42 173H43V172H42ZM58 173H59V172H57V174H58ZM79 173H78V174H79ZM44 174H45V173H44ZM44 174H43V175H44ZM54 174H55L56 177H57V174H56V173H52L51 175L54 176ZM61 174H62V172H61ZM61 174H60V175H61ZM73 174H74V173H73ZM78 174H77V176H78ZM3 175H2V177L0 176V178H3ZM9 175H10V174H9ZM9 175H7V176L10 178ZM11 175H12V174H11ZM14 175H15V174H14ZM37 175H40V172H39V174H37ZM48 175H49V174H48ZM48 175L46 174L47 177H49ZM67 175H68V179H69V174H67ZM71 175H72V174H71ZM71 175H70V176H71ZM74 175H76V173H75ZM74 175H73V176H74ZM79 175H80V174H79ZM4 176H5V175H4ZM44 176H45V175H44ZM44 176H43V179L46 178V176H45V178H44ZM62 176H63V174H62ZM65 176H66V175H65ZM5 177H6V176H5ZM8 177H7V179H8L9 181H10V179L13 180V178H10V179H9ZM18 177H19V176H18ZM21 177H22V179L19 178V179H21L20 181L23 180V176H21ZM32 177H33V176H32ZM34 177H37V176H34ZM34 177H33V178H34ZM41 177H42V176H41ZM56 177H55V178H56ZM58 177H59V179H60L61 176H58ZM81 177H83V176H81ZM98 177H99V176H98ZM155 177H157V175H156ZM29 178H31V177H29ZM33 178H32V179H33ZM39 178H40V176H39ZM39 178H38V179H39ZM77 178H78V177H77ZM24 179H25V178H24ZM34 179H35V178H34ZM40 179H41V178H40ZM49 179H50V178H49ZM51 179H52V177H51ZM66 179H67V178H66ZM68 179H67V180H68ZM73 179H74V177H73ZM121 179H122V178H121ZM4 180H6V178H4ZM4 180H3V181H4ZM15 180H16V179H15ZM27 180H28V182H29V186H31V188H32V187L35 188V186H36V185L34 184L35 182L31 181V179L29 180L28 178H27ZM54 180H55V179H52L51 181H54ZM57 180H58V179H57ZM57 180H55V181L57 182ZM63 180H64V178H63ZM124 180H126V179L124 178ZM124 180L122 179V182H123ZM37 181H38V180H37ZM43 181H44V180H43ZM43 181H41V182H42V183H45V181H44V182H43ZM60 181H61V179H60ZM60 181L58 182L59 186L61 185V184H60ZM65 181H66V180H65ZM69 181H70V180H69ZM69 181H68V183H69ZM74 181H76V180H74ZM78 181H79V179H78ZM84 181H85V180H84ZM18 182H19V181H18ZM39 182H40V181H39ZM47 182H48V181H47ZM47 182H46V184H45L46 187L44 186L45 188H47ZM66 182H67V181H66ZM72 182H73V181L71 180V183H72ZM80 182H81V181H80ZM122 182H121V184H122ZM126 182H127V181L123 182V188H124V185H125V184H126V186H127V183L130 184L129 182H127V183H126ZM21 183H23V181H22ZM74 183H75V182H74ZM74 183H73V184H74ZM77 183H78V182H77ZM83 183H84V182H83ZM119 183H120V181H119ZM4 184H6V183L4 182ZM10 184H11V183H10ZM24 184H25V182H24ZM26 184H27V183H26ZM39 184H40V183H39ZM39 184H38V186H39ZM54 184H55V183H54ZM58 184H57V185H58ZM66 184H67V183H66ZM75 184H76V183H75ZM121 184H120V187L122 188ZM239 184H240V186H241L242 182H239ZM6 185H7V184H6ZM8 185H9V183H8ZM48 185H53V184H48ZM67 185H68V184H67ZM71 185H72V184H71ZM130 185H131V184H130ZM26 186H27V185H26ZM29 186H28V187H29ZM38 186H36V187H38ZM8 187H9V186H8ZM39 187H43V186H39ZM52 187H53V189L55 188L54 185H53ZM62 187L65 189L66 186H65V187L62 186ZM4 188H5V186H4ZM6 188H7V187H6ZM34 188H32V189H34ZM60 188H61V186H60ZM60 188H59V189H60ZM131 188H132V187H131ZM32 189H31V190H32ZM49 189H50V188H49ZM55 189H56V188H55ZM67 189H68V188H67ZM126 189H127V188H126ZM129 189H130V186H129ZM56 190H57V189H56ZM65 190H66V189H65ZM114 190L116 191L117 189H114ZM33 191H34V190H33ZM35 191H36V189H35ZM60 191H61V189H60ZM60 191H59V192H60ZM67 191H68V190H67ZM115 191H114V192H115ZM228 191H229V190H228ZM39 192H40V190H39ZM39 192H38V194H39ZM57 192H58V191H57ZM59 192H58V193H59ZM65 192H66V191H65ZM68 192H69V191H68ZM118 192H119V191H118ZM36 193H37V191H36ZM69 193H70V192H69ZM69 193H68V194H69ZM116 193H117V192H116ZM116 193H115V194H116ZM34 194H35V193H34ZM65 194H66V193H65ZM65 194H64V192H63V195H65ZM70 194H71V193H70ZM70 194H69V195H70ZM118 194H119V193H118ZM40 195H41V194H40ZM66 195H67V194H66ZM66 195H65V196H66ZM113 195H114V194H113ZM116 195H117V194H116ZM119 195H120V194H119ZM132 195H133V194H132ZM111 196H112V195H111ZM133 196H134V195H133ZM133 196H132L131 198H133ZM71 197H72V195H71ZM116 197H117V196H115L114 198H116ZM119 197H120V196H119ZM72 198H73V197H72ZM112 198H113V197H112ZM112 198H111V197H110V198L107 197V199H109V201L106 202V203H109V202H110V199H112ZM129 198H130V197H129ZM117 199H118V198H117ZM119 199H120V198H119ZM113 201H114V199L111 201V202H112L111 204H113ZM115 201H116V200H115ZM115 201H114V202H115ZM116 202H117V201H116ZM116 202H115V203H116ZM112 206H114V205H112ZM112 208H113V207H112ZM114 209H115V208H114ZM112 211H114V210H112ZM4 219H5V218H4ZM1 220H2V219H1ZM2 221H3V220H2ZM6 230H7V229H6ZM7 233H9V232H7ZM1 234H2V233H1ZM1 234H0V235H1ZM4 235H5V233H4ZM0 237H1V236H0ZM4 237H6V236H4ZM8 237H10V236H7V238H8ZM7 238H6V239H7ZM97 238H98V237H97ZM10 239H11V238H10ZM4 240H5V239H4ZM12 240H13V239H12ZM12 240H11V241H12ZM1 241H3V238H2ZM5 241H6V240H5ZM5 241H4V246H5V244H7V245L9 244V243H5ZM7 242H8V241H7ZM9 242H10V241H9ZM13 242H15V241H13ZM21 243H22V242H21ZM31 243H32V242H31ZM10 244H11V243H10ZM14 244H17V242L14 243ZM19 244H20V243H19ZM24 244H25V243H24ZM1 245L3 246V243H2ZM25 245H26V244H25ZM2 246H1V248H2ZM23 246H24V245H23ZM28 246H29V245H28ZM31 246H33V243L31 244ZM96 246H97V245H96ZM6 247H7V246H6ZM6 247H5V248H6ZM8 247H10V245H9ZM20 247H21V246H20ZM97 247H98V246H97ZM25 248H26V247H24L23 249L25 250ZM29 248H30V247H29ZM33 248H34V247H32V248H30V249L32 250V253H33V252L35 253V250H34ZM10 249H12L11 251H14L13 249H15V248H14V246L12 245V248H10ZM26 249H27V248H26ZM0 250H1V249H0ZM6 250L8 251L9 249L6 248ZM6 250H5V251H6ZM20 250H21V249H20ZM24 250H21V251L23 252ZM27 250H28V249H27ZM27 250H26V251H27ZM2 251H3V248H2ZM5 251H4V252H5ZM7 251H6V252H7ZM21 251H17V252L20 253ZM28 251H30V250H28ZM0 252H1V251H0ZM6 252H5V253H6ZM22 252H21V253H22ZM2 253H3V252H2ZM9 253H10V252H9ZM14 253H15V251H14ZM21 253H20V254H21ZM10 254H11V253H10ZM23 254H25V253L23 252ZM23 254H22V255H23ZM29 254H30V252H29ZM35 254L38 255L37 253H35ZM4 255L7 256V255H9V254H7V255L4 254ZM11 255H12V254H11ZM11 255H10V256H11ZM14 255H15V254H14ZM26 255H27V253H26ZM10 256H9V257H10ZM24 256H25V255H23L22 257H24ZM28 256H29V255H27L26 257H28ZM9 257H7V261L9 262L8 264H10V262H12L10 259L13 258V257H10V259H9L10 261H9V260H8ZM37 257H40V256L38 255ZM14 258H15V257H14ZM17 258H18V257H17ZM17 258H16V260H17ZM19 258H20V257H19ZM19 258H18V259H19ZM28 258L30 259V256H29ZM32 258H33V257H32ZM26 259H27V258H26ZM35 259H36V257H35ZM40 259H41V258H40ZM5 260H6V257H5ZM5 260H2V261H5ZM14 260H15V259H14ZM16 260H15V261H16ZM36 260H37V259H36ZM30 261H31V260H30ZM37 261H38V260H37ZM13 262H14V261H13ZM17 262L19 263V261H16V263H17ZM20 262H21V261H20ZM45 262H46V261H45ZM0 263H1V262H0ZM2 263H3V264H6L5 262H2ZM27 263H29V262L27 261ZM13 264H14V263H13ZM32 264H33V262H32Z\"/></svg>",
	"mask_w": 264,
	"mask_h": 264
}]
</instances>
